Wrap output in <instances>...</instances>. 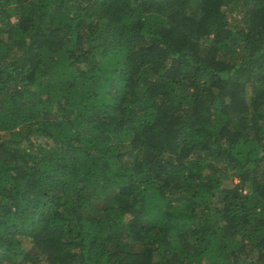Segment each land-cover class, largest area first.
<instances>
[{"label":"trees","instance_id":"obj_1","mask_svg":"<svg viewBox=\"0 0 264 264\" xmlns=\"http://www.w3.org/2000/svg\"><path fill=\"white\" fill-rule=\"evenodd\" d=\"M0 264H264V0H0Z\"/></svg>","mask_w":264,"mask_h":264}]
</instances>
